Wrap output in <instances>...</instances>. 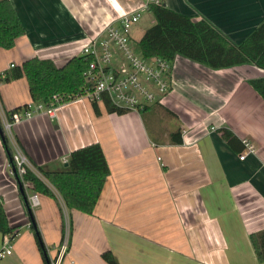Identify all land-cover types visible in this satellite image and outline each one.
<instances>
[{
	"label": "crops",
	"instance_id": "crops-1",
	"mask_svg": "<svg viewBox=\"0 0 264 264\" xmlns=\"http://www.w3.org/2000/svg\"><path fill=\"white\" fill-rule=\"evenodd\" d=\"M10 1L24 32L11 48L0 47V74L31 57L64 64L145 0ZM162 1L206 18L235 44L264 20V0ZM153 22L152 12L142 10L130 33L141 27V37ZM262 76L252 63L215 69L176 55L169 91L142 111L108 113L100 104L95 113L79 96L59 104L53 117L37 112L14 124L7 142L35 170L62 169L63 156L97 141L110 171L92 214L69 217L59 195L39 193L32 228L0 135V195L9 225L18 228L14 236L0 232V247L12 249L0 264H46L35 228L52 264H108L104 250L120 264H264L249 238L264 228V99L249 84ZM30 101L25 76L0 81V123ZM175 131L181 142H171ZM243 137L255 150L240 159Z\"/></svg>",
	"mask_w": 264,
	"mask_h": 264
},
{
	"label": "trees",
	"instance_id": "trees-1",
	"mask_svg": "<svg viewBox=\"0 0 264 264\" xmlns=\"http://www.w3.org/2000/svg\"><path fill=\"white\" fill-rule=\"evenodd\" d=\"M154 22L148 26L137 42V52L146 59L160 57L172 62L176 55L199 62L211 68H224L233 65L252 63L264 69V20L256 26L240 43H233L209 20L194 18L160 4H149ZM24 32L23 24L10 0H0V47L11 48L15 39ZM91 57L74 55L64 64L57 66L50 59L31 57L10 70L0 74V81H9L21 76L27 78L28 90L33 101L49 102L54 96H60L66 102L81 96L90 82L84 71ZM251 87L264 99V76L249 80ZM93 111L99 113L100 104L108 113L124 114L127 109L114 106L107 96L103 102L90 101ZM9 115L11 111H8ZM3 145L12 172L19 186V194L24 198L26 212L34 217L27 200V191L23 182L32 185V190L56 198L59 195L71 217L73 211L92 214L95 204L109 175V165L99 142H91L72 149L68 153L66 165L62 169L47 170L36 167L39 174L28 169L21 179L16 173L13 153L0 123ZM229 143L234 135L225 133ZM171 142H181L179 131L170 135ZM22 187L23 191H20ZM25 195V196H24ZM17 227L8 223L3 199L0 195V232L14 236ZM37 246L46 264H52L47 255L38 229H34ZM252 247L259 262H264V228L250 233ZM69 240V239H68ZM68 243V242H67ZM101 257L108 264H120L110 250H104Z\"/></svg>",
	"mask_w": 264,
	"mask_h": 264
},
{
	"label": "built area",
	"instance_id": "built-area-1",
	"mask_svg": "<svg viewBox=\"0 0 264 264\" xmlns=\"http://www.w3.org/2000/svg\"><path fill=\"white\" fill-rule=\"evenodd\" d=\"M151 3L160 4L162 0H145L140 8L119 15L106 25L102 33L89 38L83 45L81 55H89L91 60L84 71L90 85L84 90L82 97L102 103L103 97L107 96L114 106L138 112L159 102L169 91L172 62L160 57L146 59L130 45L131 26L138 21L141 11L146 10ZM61 103L60 96H54L47 103L43 101L26 103L22 106L20 114H12L10 120L1 121L4 133L10 137L14 124L31 118L37 112H44L53 117L56 107ZM241 142L244 149L239 158L244 159L248 153L254 152L255 148L245 137L241 138ZM12 153L16 173L21 179L28 169L37 173L15 143ZM62 160L66 162L67 157L63 156ZM23 185L26 190H31L27 194L29 206L31 209L37 207L40 203L39 193L31 189L30 182L25 180ZM68 238L69 229L66 228L63 247H66ZM11 252V246L8 243L3 244L0 247V260Z\"/></svg>",
	"mask_w": 264,
	"mask_h": 264
},
{
	"label": "rangeland",
	"instance_id": "rangeland-1",
	"mask_svg": "<svg viewBox=\"0 0 264 264\" xmlns=\"http://www.w3.org/2000/svg\"><path fill=\"white\" fill-rule=\"evenodd\" d=\"M140 18V17H139ZM146 24H147V20H145V18H141L140 19V21H139V26H141L142 28H143V26H146ZM137 27V26H136ZM141 27H138V31H136L135 32V25L133 26V28H132V31H131V33H130V45H131V47L134 49V50H136L137 51V42H138V40H139V38H140V35H141ZM116 62V61H115ZM114 62V63H115ZM102 105V104H101ZM38 173V172H37ZM39 174V173H38ZM28 193H30L31 191H29V190H26ZM66 211V210H65ZM65 213H67V212H65Z\"/></svg>",
	"mask_w": 264,
	"mask_h": 264
},
{
	"label": "water",
	"instance_id": "water-1",
	"mask_svg": "<svg viewBox=\"0 0 264 264\" xmlns=\"http://www.w3.org/2000/svg\"><path fill=\"white\" fill-rule=\"evenodd\" d=\"M0 135L2 136L3 135V133H2V131L0 130ZM20 191H23V189H22V187H20ZM25 196V195H24ZM31 208V207H30Z\"/></svg>",
	"mask_w": 264,
	"mask_h": 264
}]
</instances>
